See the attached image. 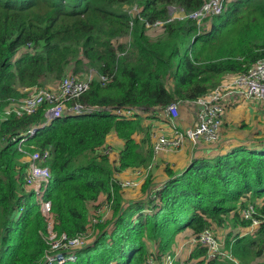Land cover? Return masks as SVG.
I'll use <instances>...</instances> for the list:
<instances>
[{"label":"trees","instance_id":"1","mask_svg":"<svg viewBox=\"0 0 264 264\" xmlns=\"http://www.w3.org/2000/svg\"><path fill=\"white\" fill-rule=\"evenodd\" d=\"M203 2L0 0V264H47L48 248L43 217L25 187L26 163L13 140L41 122L43 110L1 117L9 98L24 97L23 88L58 81L71 62L74 71L90 64L112 74V79L104 85L93 82L80 97L90 107L87 113L53 120L28 137V143L49 153L46 196L58 233L70 238L84 233L88 205L101 193L112 204L110 218L95 223L91 241L74 250L75 259L65 264H149V259L161 263L167 255L173 258L171 264H180L172 248L185 228L197 235L211 222L224 224L230 214L233 226L248 227L252 219L242 218L239 209L249 199H263L254 205L252 218H264V140L260 148L238 146L214 157L193 158L180 172L167 165L168 178L160 189L146 194L149 175L141 185L145 197L139 199L126 201L121 184L113 178L117 171L146 168L152 159L149 135L140 143L133 138L134 133L145 132L143 118L123 117L114 110L196 99L225 74L245 72L264 58V0L230 2L206 31L187 18L169 19L171 6L188 12ZM132 4L141 7L146 21H164L163 31L150 38L144 22L136 19L128 47L115 45L127 35L130 17L124 6ZM112 130L124 140L116 167L102 152ZM225 248L230 258L207 261L206 248L199 246L189 258L196 264H250L264 255V224L255 235L227 238ZM50 264L58 263L54 258Z\"/></svg>","mask_w":264,"mask_h":264},{"label":"built area","instance_id":"2","mask_svg":"<svg viewBox=\"0 0 264 264\" xmlns=\"http://www.w3.org/2000/svg\"><path fill=\"white\" fill-rule=\"evenodd\" d=\"M234 0H204L196 9L184 11L181 7L171 6L173 11L170 13L171 19H190L199 27L205 21H210L213 17L223 13L228 4ZM127 14L129 15L127 39L123 44L129 45L130 34L134 21L137 19L143 21L147 32L158 29L163 31L164 21H155L150 23L141 15V7L137 4L127 5ZM148 34V33H147ZM115 45L121 43V38L115 41ZM119 52L118 54H123ZM112 79V74L100 72L95 66L83 65L79 71L69 70L58 80L54 86H33L32 91L26 93L24 97H11L4 109L2 119L14 115L22 117L34 114L39 109L43 110V120L38 124H32L29 128L13 138L17 142V150L22 154L26 163L24 170L25 186L33 193L35 203L38 205L40 214L43 217L45 227L43 239L48 248L45 250L47 264L56 259L58 264H65L67 261L74 260V250L80 249L86 243L90 242L95 233L94 225L99 220H105L106 211L110 210L112 200L105 201L101 208H97L93 215L89 216V224L86 231L75 237H67L65 233H58L55 230L57 217L52 211L51 201L47 198V190L51 180V172L45 164L49 153L40 152L34 145L28 143V137L35 134L38 128H42L52 123L65 114L87 113L90 107L80 101L89 86L93 82H99L102 85ZM24 89V88H23ZM22 89V91H23ZM24 92V91H23ZM243 96L247 100L255 101L264 105V58L257 60L247 71L223 76L221 81L210 91L192 100H175L163 107H151L142 109L141 107H129L125 109H116L114 112L123 117L133 118L134 115L150 114L160 110L166 120L168 132L162 129H154L150 134L153 139L151 144L152 159L145 168L146 174L151 170L155 156L161 152H175L180 149L186 141L193 145L215 144L220 139L221 126L225 116L226 109L232 99L238 100ZM234 100V101H235ZM186 103L193 111L194 122L188 127H181L177 123L179 116V106ZM103 153L108 154L109 148H104ZM121 187L135 184L132 181L119 182ZM162 184L151 189V195L160 189ZM239 215L242 218L252 219V225L264 224V218L253 219L255 206L248 202L245 207L239 209ZM195 246L206 248L204 258L209 261L212 259L230 258L228 252H224L221 243L214 236L210 227H206L192 239ZM66 252V254H64ZM173 258L170 255L164 257L159 262L149 259V264H171Z\"/></svg>","mask_w":264,"mask_h":264},{"label":"crops","instance_id":"3","mask_svg":"<svg viewBox=\"0 0 264 264\" xmlns=\"http://www.w3.org/2000/svg\"><path fill=\"white\" fill-rule=\"evenodd\" d=\"M18 54L20 55L21 53ZM226 75L232 74H225V76ZM234 100L235 99H232L226 109L223 124L221 126L220 139L217 143L193 145L190 141H186L183 146L175 152L161 151L155 156L153 166L148 174H146L145 168L143 167L127 168L122 171L114 172L113 178L118 182L132 181L135 183L131 186L122 187L121 191L123 198L126 201H129L145 197L141 191V185L145 181V178L149 175L151 177V186L147 188L146 194H151L152 188L163 184L168 178L165 174V167L167 165L176 172H180L189 165L193 158L214 157L218 154L226 153L238 146L260 148V143L264 140V105L250 100V103L242 101L240 104L239 101ZM140 116L143 118L142 125L145 132L143 130L133 134V138L136 142L140 143L141 139H143L147 133L149 135V142L152 143L153 139H150V134L154 129H162L163 132H168L169 127L165 125L166 120L162 111L157 110L150 114L143 113ZM193 122L194 115L192 109L186 103H181L179 106V116L177 118L178 125L181 127H188L192 125ZM123 146L124 140L119 138L113 130L107 134L102 150L104 148L110 149V152L107 155L113 167L118 165L119 152L122 150ZM21 160L24 161V158H21ZM26 189H28V187H26ZM105 198L106 195L101 193L96 201L89 203L88 208L90 215H93L99 207L101 208L100 213L104 211L102 205ZM255 203L257 205L261 204L257 203V201ZM231 215L232 214H230L227 218L232 217ZM110 216L111 209L106 211L105 219L110 218ZM209 227L215 231V235H217V238L222 245V250L224 252H228L225 248V241L227 238L232 241L235 235H255L259 226L251 224L248 227H241L239 225H230L226 227L225 225L223 226V224L218 225L211 222ZM192 236L194 237L195 235L191 229L185 228L175 237V242L172 248L173 257L175 260H178L180 264L187 263H184L183 259L178 257L179 253L177 250L180 248V253H185L186 255L190 254L194 249L191 238ZM150 244L151 243H148V247ZM150 249L152 251L151 246ZM222 259L224 258H221L220 260ZM250 264H264V255L256 256L250 261Z\"/></svg>","mask_w":264,"mask_h":264},{"label":"rangeland","instance_id":"4","mask_svg":"<svg viewBox=\"0 0 264 264\" xmlns=\"http://www.w3.org/2000/svg\"><path fill=\"white\" fill-rule=\"evenodd\" d=\"M124 10H127V5H125L124 6ZM170 13H171V15L173 14V11L172 10H170ZM170 15V16H171ZM209 27H210V21H205L204 23H202L201 25H199V30L200 31H206V30H208L209 29ZM148 33V35L150 36V38H156L157 36H159L160 34H161V32H160V30H159V28L158 29H155V30H151V31H149V32H147ZM122 39V42H125L126 41V39H127V37L125 36V37H123V38H121ZM121 42V43H122ZM116 44V43H115ZM17 55H19V54H17ZM16 55V56H17ZM83 67V66H82ZM82 67L80 68V69H82ZM67 69H69V70H72V69H74V65H73V62H71L69 65H68V67H67ZM58 83V81H53V82H50V83H48L47 85H44V86H54V85H56ZM167 85L169 86V83H167ZM32 88L33 87H26V88H24L23 89V91L25 92V93H29V92H31L32 91ZM238 100H239V102H240V104H241V102L242 101H246V103H250V101L249 100H247L246 98H244L243 96H240V97H238ZM250 200V204H252V205H255L256 203V201H257V203H261L262 204V198H258V199H256V200H251V199H249ZM252 202H254V203H252ZM232 226L233 225V222H232V219H231V217L230 218H227V219H225L224 220V224H223V226ZM211 230H213L212 228H210ZM192 231V230H191ZM193 232V231H192ZM213 232V234H214V236L215 237H217V235H215L216 233H215V231L213 230L212 231ZM221 234V233H220ZM192 239H193V236L191 237ZM192 244H193V242H192ZM194 245V248H195V244H193ZM150 246L152 247V243L150 244ZM150 246L148 247V249H150ZM177 252L179 253V258L180 259H183V262L184 263H187V264H196L197 263V260L196 259H190L189 257H190V254H183V253H180V248L177 250ZM192 252V251H191Z\"/></svg>","mask_w":264,"mask_h":264}]
</instances>
